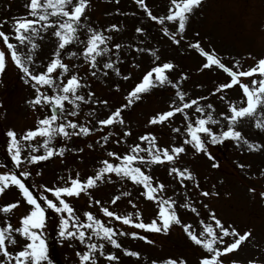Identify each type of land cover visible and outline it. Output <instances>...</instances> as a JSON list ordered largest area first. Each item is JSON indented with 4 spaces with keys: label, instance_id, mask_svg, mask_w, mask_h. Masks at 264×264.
I'll return each mask as SVG.
<instances>
[{
    "label": "rangeland",
    "instance_id": "1",
    "mask_svg": "<svg viewBox=\"0 0 264 264\" xmlns=\"http://www.w3.org/2000/svg\"><path fill=\"white\" fill-rule=\"evenodd\" d=\"M29 2L30 0H0V30L11 34L14 21L29 13V8L26 7ZM146 3L157 16L167 15L171 7L170 0H146ZM85 17L92 28L111 37L106 45H101L108 47L110 51L97 57V67L92 68L83 56L87 29H82L78 40L67 48V51L76 52L77 56L69 58L66 53H62V60L70 67L64 81L66 82L70 75L78 74L84 85L79 94L87 97L89 92L94 93L92 100L80 102L78 115H69L68 119L94 128L93 132L87 136L73 135L70 138L58 135L51 142V146L57 149L56 155L17 168L7 150V131L14 129L19 136L28 129L35 128L38 118L50 115L52 108L38 111L28 104L34 97L35 90L25 83L24 74L11 61L10 55L6 70L0 75V172L14 171L19 175L25 169L30 171L31 176L22 178L41 201L43 196L47 195L58 203L52 193L46 192L45 185H63L69 174L75 177L79 173L80 178L84 180L95 175L103 166L102 161L106 159L120 163L116 158L108 156L109 151L123 155L128 153L134 144L139 143L147 147L146 141L139 140L142 135L154 134L156 143L161 148L181 145L187 135L188 123L183 114H175L170 122L164 124L149 123L152 116L170 110L172 101H177L179 105V99L175 95L178 90L187 93L186 100L207 97L200 103L205 107L211 103L214 106L212 114L220 121L209 126L217 133L227 129L229 121L221 116V113L230 114V103L245 106L246 96L239 85L216 92L218 85L230 81V75L218 66L203 67L207 59L194 47L196 41L210 53L214 49V54L234 70H248L256 65L259 58H264V0H202L201 5L189 14L186 31L177 36L180 39L179 44L163 32V27L167 26L170 32L175 33L177 24L166 21L165 25H161L158 21L151 20L147 11L136 0H90ZM85 17H82V20ZM112 25H117L118 29H112ZM37 27L40 28V25ZM137 28H143L145 31L137 32ZM54 31L53 27L48 28L46 32L40 28V36L34 37L39 45L35 50H31L30 45L18 47V51L30 52L33 55L31 67L37 72L46 71V66L58 47L59 39L53 35ZM12 42L16 43L14 39ZM116 44H120L121 48L116 49ZM5 47L0 39V48ZM153 51L159 56V60L152 55ZM236 61H240L239 68L235 66ZM107 62H113L114 68H104L103 65ZM164 62H172L175 65L174 69L166 71L169 79L180 85L179 89L169 84L153 87L143 94L141 99L123 109L125 124L99 125L100 119L107 118L112 111L127 103L128 93L152 67ZM115 67H119L120 75L116 74ZM93 71L96 75H92ZM125 76H128V79H124ZM261 78L256 74L240 79L254 87L252 80ZM43 90L53 94L48 88ZM95 101H107V104ZM65 108L71 112L74 105L65 102ZM186 111L188 118L193 122L197 117L205 116V113L196 112L195 106ZM258 122L262 127H257ZM177 127L181 129L179 133L173 130ZM127 128L131 129L130 136L124 134ZM235 128L256 147L250 148L243 141L237 143L234 139H226L216 144L209 141L208 151L212 153L214 161L206 154L198 153L193 147L187 146L186 153L181 154L174 162L140 165L154 177L156 183L166 186L159 195L176 201L175 210L181 223H173L166 232L147 231L124 225L122 221L107 217L102 212V207H108L110 211L121 215L131 214L136 220L142 218L145 223L157 218L158 202L145 197L142 185L115 173L105 174V178L98 181L95 187L82 192L79 197H65L81 221H86L85 213L91 211L117 232L129 233L118 235L121 248L99 240V243L105 245L104 252H114L119 260L112 261L97 252V264H152L153 261L164 264L169 258L176 259L178 264L180 260L186 264H201V259L210 254L191 240L184 225H191L192 231L199 235L203 231L201 220L212 223L210 210L214 211L225 226H234L241 234L251 230V236L242 242L237 250L220 257L225 264H230L231 261H237L238 264H248L249 261L264 262V197L260 195L264 192V104L258 106L252 115L240 119ZM105 136L108 137L106 144L103 142ZM43 139L37 137L31 141L38 149L33 154H44ZM60 149L65 150L63 156L58 154ZM141 154L147 156V153ZM23 155H27V149ZM214 162L219 167H213ZM174 166L190 168L196 175L199 187L197 188L191 180H186L182 185L176 175L170 174V169ZM61 177H64V180H61ZM203 191L212 195L204 196ZM116 196L120 199L112 204L111 201ZM97 200L100 204L96 203ZM15 201L20 203L8 214L0 210V226L5 224L6 219L11 220L14 228L21 226V217L30 212L31 206L15 186L7 188L4 194L0 195V206ZM185 204H191L196 211L184 207ZM42 206L46 208L42 235L48 249V260L44 264H80L77 253L86 250L85 243L80 242L78 238L60 236L61 220L67 217V213L61 214L55 209L47 208L46 202H43ZM137 212L142 213V217H137ZM158 223L162 222L158 220ZM87 231L91 234V230ZM217 231L219 232L218 229ZM131 232H138L139 236L132 237ZM13 235L18 243L15 246L9 245V250L15 252L28 241L20 234L13 232ZM233 239L224 237L226 243H217L216 246L223 248ZM91 242H97V238L92 236L89 243ZM124 249L139 252L140 256L127 255ZM2 258L0 254V259Z\"/></svg>",
    "mask_w": 264,
    "mask_h": 264
},
{
    "label": "snow or ice",
    "instance_id": "2",
    "mask_svg": "<svg viewBox=\"0 0 264 264\" xmlns=\"http://www.w3.org/2000/svg\"><path fill=\"white\" fill-rule=\"evenodd\" d=\"M136 2L147 11V15L151 20L158 21L161 25H165L166 21L177 24L175 33L170 32L167 26L163 27V32L165 35L170 36L175 43L179 44L180 39L177 36L186 31L189 14L201 5L202 0H170L171 7L165 16L154 15L148 7L146 0H136ZM89 5L90 0H30L29 4L26 5L29 8V13L25 17L18 18L14 21L13 32L9 34L0 30V39H2L3 45L6 46L5 48H0V75L5 72L8 55H10L11 61L24 74L25 83L29 84L35 90V95L28 101V104L38 111L48 107L52 108L50 115L38 118L35 128L28 129L19 136L14 129L7 131L6 135L9 138L7 150L11 154L12 161H14L17 168H21L25 164H35L36 162L47 160L56 155L57 149L51 146V142L58 135L70 138L73 135L87 136L94 131L92 127L81 125L75 120L68 119L69 115L73 117L77 116L81 106L80 102L92 100L94 93L89 92L87 97L84 94H79L80 89L84 85H82V78L78 74H72L66 82L64 81L65 75L70 72V67L62 60V53H66L69 58L77 56L76 52L67 51V48L78 40L79 33L82 29H87V41L83 50V56L92 68L97 67V57L110 51L108 47H101V45H106L111 37L105 36L102 32L92 28L87 22L85 13ZM29 16L35 18L29 19ZM50 17H59L60 19H50ZM82 17H85V19L82 20ZM37 25H40V28H43L45 32L50 27L55 28L53 35L59 39L58 47L53 53V58L47 64L46 71L44 72H37L31 67L33 55L30 52L18 51V47L21 45L25 47L30 45L31 50L39 47L34 39V37L40 36V28ZM0 28H2V24H0ZM111 28L118 29V26L112 25ZM136 31L144 32L145 30L143 28H137ZM13 39L16 43L12 42ZM114 47L120 49L121 45L116 44ZM194 47L199 49L207 59L203 67L210 68L212 66H218L230 75V81L218 85L216 92H219L221 89H229L234 85H239L243 90L244 96H246L245 106H237L235 103H230V114L221 113V116L229 121L227 129L217 133L209 126L210 124H218L220 121L214 118L212 114L214 106L211 103L207 104L206 107L200 103L201 100H205L207 97L186 100L187 93L178 90L175 95L179 99V105H177V101H172L170 110L152 116L149 123L153 125L164 124L165 122H170L175 114H183L185 119L188 120V123L186 127L187 135L181 145H172L171 148H161L156 143L154 134L147 133L142 135L139 137V140L146 141L147 147H143L137 143L131 146L128 153L123 155L115 151L108 152L109 157L116 158L120 163H113L106 159L102 161L103 166L98 169L95 175L89 176L84 180L80 178L79 173L75 177L69 174L63 185L53 187L45 185L46 192L52 193L58 203L54 202L53 199H49L47 195L43 196L42 201L38 200L37 196L30 190V187L26 185L25 179L22 178L31 176L32 173L30 171L25 169L19 175L14 171L0 172V195H3L7 188L15 186L22 197L26 199V203L31 206L30 212L21 217V226L14 228L10 219H6L5 224L0 226V254L3 257L0 259V264H44L48 260V249L45 238L42 235L46 219V208L42 206L43 202H46L47 208L55 209L57 213H67V217L61 220V237L78 238L80 242L85 243L86 250L77 253L80 264H97L95 255L97 252H99L100 256H105L112 261H118L119 257L114 252H104L105 245L99 243V240H104L115 248H121L122 245L117 238L118 235H129V233L123 231L117 232L115 228L108 226L91 211L85 213L87 217L86 221H81L80 217L75 215L74 208L65 197H79L82 192H86L88 189L95 187L98 181L105 178V174L115 173L117 176L130 179L135 184L142 185L145 197L158 202L159 211L157 218L145 223L142 218L136 220L133 219L131 214L121 215L116 211H110L108 207H102V212L107 217H114L115 220L122 221L124 225H132L137 229L147 231L166 232L173 223H181L175 210L176 201L159 195V193L164 191L166 186L163 183H156L154 177L141 167V164L174 162L181 154L186 153L187 146L193 147L198 153L202 152L206 154L214 161L215 158L208 151L209 141L212 144H216L224 142L226 139H234L237 143L243 141L250 148L256 147L255 144L247 141L240 131L236 130L235 125L240 119L255 113L257 107L264 104V58H259L256 65L250 67L248 70H234L233 67L226 66L221 58L214 54V49L211 53L206 51L202 48L199 41L195 42ZM138 51L148 50L138 49ZM152 55L155 56L156 60L160 59L155 51L152 52ZM239 65L240 61H236L235 66L239 68ZM103 67L113 69L114 63L107 62ZM174 67L175 65L172 62H164L163 64H156L152 67L143 76L142 80L128 93L127 103L116 108L107 118L100 119L98 121L99 125L125 124L122 115L123 109L141 99L142 95L153 87L169 84L179 89L180 85L174 84L169 79L166 71L172 70ZM115 72L117 75H120L119 67H115ZM256 74H259L262 78L252 80L254 87H250L249 84L243 83L240 79ZM92 75H96V72L93 71ZM184 78L186 79L187 77L185 76ZM124 79H128V76H125ZM44 88H48L53 94L44 91ZM65 102H70L74 105V109L71 112H68L65 108ZM95 102L107 104V101ZM193 106H195L196 112L205 113V116L197 117L195 122L188 118L189 114L186 111V109H192ZM257 127H262V125L258 122ZM69 129H72V131L70 132ZM77 129L78 131H76ZM173 130L177 133L181 131L178 127ZM124 134L130 136L132 134L131 129L127 128ZM37 137L44 138L42 143L44 154H33L38 149L31 141H34ZM103 142L105 144L108 142L107 136L103 137ZM117 142L119 143V141ZM25 149H27V155H23ZM64 151V149H60L58 154L63 156ZM73 151H83V149H73ZM141 153H147V156ZM213 167H219V165L214 162ZM241 167H244V165H241ZM170 174L176 175L182 185L186 180H191L197 188L199 187L196 175L190 168L174 166L170 169ZM37 175H40V173H37ZM60 179L64 180V177ZM251 191L254 192L255 189H251ZM124 195H128V193H124ZM202 195L209 196L212 193L203 191ZM260 195L264 197V192H261ZM119 199L120 197L116 196L111 203L115 204ZM19 203L20 201H15L0 206V210L8 214ZM96 203L100 204V201L97 200ZM133 206L135 207V205ZM184 207L191 208L194 212L196 211V208L192 207L191 204H185ZM136 216L142 217V213L137 212ZM210 218L212 223H206L204 220H201L200 223L203 225V231L199 235L192 231L191 225L185 224L184 229L192 241L197 245H201L210 254L201 259V264H225L220 257L223 254L237 250L241 243L251 236V230L241 234L234 226H225L223 221L211 210ZM158 220L162 223H158ZM73 221L75 223H72ZM87 230H91V234ZM13 232L20 234L28 241L15 252L9 250V245L15 246L18 243ZM130 235L132 237H138L139 233L131 232ZM92 236L97 238V242L89 243ZM224 237H232L234 239L223 248L217 247V243H226ZM144 239H147V237H144ZM124 251L125 254L133 257L140 256V253L136 251H130L128 249H124ZM152 264H157V261H153ZM164 264H178V261L169 258ZM179 264H186V262L180 260ZM230 264H238V262L231 261ZM248 264H264V262L249 261Z\"/></svg>",
    "mask_w": 264,
    "mask_h": 264
}]
</instances>
